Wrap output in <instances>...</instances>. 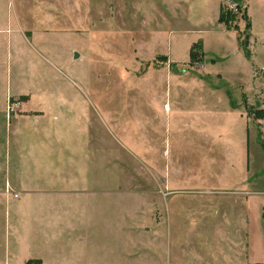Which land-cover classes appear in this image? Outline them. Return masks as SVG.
Here are the masks:
<instances>
[{
  "label": "rangeland",
  "instance_id": "374dc122",
  "mask_svg": "<svg viewBox=\"0 0 264 264\" xmlns=\"http://www.w3.org/2000/svg\"><path fill=\"white\" fill-rule=\"evenodd\" d=\"M218 2L0 0V53L4 34L33 29L38 52L25 47L24 59L60 76L61 87L86 91L89 145L86 153L54 147L56 189L76 153L97 185L135 190L121 204L142 203L143 191L163 181L160 169L179 181L176 200L188 211L169 226L177 237L169 248L231 249L241 252L236 264H264V0H239L240 15L224 16L240 44L223 32ZM200 41L205 60L201 52L191 63ZM188 219L199 220L195 233ZM143 231L137 225L136 247Z\"/></svg>",
  "mask_w": 264,
  "mask_h": 264
},
{
  "label": "crops",
  "instance_id": "0c3cea01",
  "mask_svg": "<svg viewBox=\"0 0 264 264\" xmlns=\"http://www.w3.org/2000/svg\"><path fill=\"white\" fill-rule=\"evenodd\" d=\"M220 12L219 0L218 21ZM222 29L235 32L240 44L238 32L225 25ZM13 31L4 34L5 55L0 53V264H236L240 251L168 247L177 238L169 226L181 223L188 211L176 200L183 192L179 181H168L160 169L156 171L163 181L144 190L137 205L119 201L127 194L135 196V190L123 192L114 185L106 189L97 185L99 178L90 180L78 153L73 155L75 166H68L73 172L55 188L54 147L79 146L68 150L86 153L89 145L86 91L77 82L72 88L68 81L66 89L58 83L60 76L40 74L34 60L23 57L25 47L29 53L38 50L36 31ZM197 43L202 44L204 62L205 43ZM62 63L70 67L74 59ZM245 130L249 144L247 125ZM212 136L219 141L223 137L215 132ZM248 166L249 152L244 173ZM184 222L196 232L198 219ZM137 225L144 229V247L135 244Z\"/></svg>",
  "mask_w": 264,
  "mask_h": 264
},
{
  "label": "built area",
  "instance_id": "2783aa9c",
  "mask_svg": "<svg viewBox=\"0 0 264 264\" xmlns=\"http://www.w3.org/2000/svg\"><path fill=\"white\" fill-rule=\"evenodd\" d=\"M223 3V14L224 16H237L242 12L241 4L239 0H222ZM17 196V195H16Z\"/></svg>",
  "mask_w": 264,
  "mask_h": 264
},
{
  "label": "trees",
  "instance_id": "16d2710c",
  "mask_svg": "<svg viewBox=\"0 0 264 264\" xmlns=\"http://www.w3.org/2000/svg\"><path fill=\"white\" fill-rule=\"evenodd\" d=\"M219 21L221 23H225V24L227 23L226 20H225L224 14L222 12V9H221V12H220ZM229 29H231L230 26H229ZM201 52H202V44L201 43L194 44L193 47L191 48V53H190V55H191V63L196 61V58L198 57V55Z\"/></svg>",
  "mask_w": 264,
  "mask_h": 264
}]
</instances>
